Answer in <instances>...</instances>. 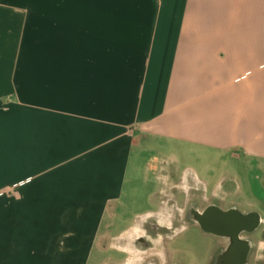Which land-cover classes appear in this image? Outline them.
<instances>
[{"label": "crops", "instance_id": "0c3cea01", "mask_svg": "<svg viewBox=\"0 0 264 264\" xmlns=\"http://www.w3.org/2000/svg\"><path fill=\"white\" fill-rule=\"evenodd\" d=\"M232 163L264 172V0H0V264H139L178 196L257 214L264 264Z\"/></svg>", "mask_w": 264, "mask_h": 264}, {"label": "flooded vegetation", "instance_id": "af4514ba", "mask_svg": "<svg viewBox=\"0 0 264 264\" xmlns=\"http://www.w3.org/2000/svg\"><path fill=\"white\" fill-rule=\"evenodd\" d=\"M178 210L171 221L150 219L135 245L142 256L139 264L168 263L162 243L174 239L186 228L195 227L219 242L211 264H248L253 248L251 230L254 213L242 214L237 209L224 210L221 205L201 207L196 202L172 204ZM247 247V248H246ZM247 253L246 261L245 254ZM165 261V262H164Z\"/></svg>", "mask_w": 264, "mask_h": 264}, {"label": "rangeland", "instance_id": "374dc122", "mask_svg": "<svg viewBox=\"0 0 264 264\" xmlns=\"http://www.w3.org/2000/svg\"><path fill=\"white\" fill-rule=\"evenodd\" d=\"M182 155L186 156L184 153ZM186 166L183 162V167ZM227 172L236 179L237 185L241 188L234 195V203L242 212L258 211L264 216V172L259 168H248L247 166H239L234 163L223 169L221 172ZM180 202H184L183 196H178ZM232 201L222 203V207L229 209L233 204ZM160 206H155L158 209ZM260 230V229H259ZM260 233L252 236L254 241H258ZM162 247L168 256V263L163 264H211L216 252L218 251L219 242L195 227L186 228L180 232L174 239L167 240L162 243ZM116 259H123L121 255L111 252L110 255Z\"/></svg>", "mask_w": 264, "mask_h": 264}, {"label": "water", "instance_id": "95a60500", "mask_svg": "<svg viewBox=\"0 0 264 264\" xmlns=\"http://www.w3.org/2000/svg\"><path fill=\"white\" fill-rule=\"evenodd\" d=\"M254 223L252 225V229L251 230H255L258 228L259 224H260V218L257 214H255V216L253 217ZM247 248V247H246ZM247 259V253L245 254V258H243L244 261H246Z\"/></svg>", "mask_w": 264, "mask_h": 264}]
</instances>
